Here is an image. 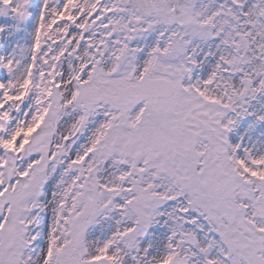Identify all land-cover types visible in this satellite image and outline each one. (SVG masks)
Returning <instances> with one entry per match:
<instances>
[{
    "label": "snow or ice",
    "instance_id": "1",
    "mask_svg": "<svg viewBox=\"0 0 264 264\" xmlns=\"http://www.w3.org/2000/svg\"><path fill=\"white\" fill-rule=\"evenodd\" d=\"M0 264H264V0H0Z\"/></svg>",
    "mask_w": 264,
    "mask_h": 264
}]
</instances>
